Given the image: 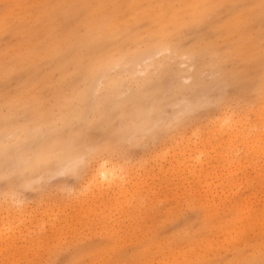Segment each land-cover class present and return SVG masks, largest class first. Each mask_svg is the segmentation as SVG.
I'll use <instances>...</instances> for the list:
<instances>
[{
    "label": "rangeland",
    "instance_id": "obj_1",
    "mask_svg": "<svg viewBox=\"0 0 264 264\" xmlns=\"http://www.w3.org/2000/svg\"><path fill=\"white\" fill-rule=\"evenodd\" d=\"M139 6L0 0V264H264V0Z\"/></svg>",
    "mask_w": 264,
    "mask_h": 264
},
{
    "label": "bare ground",
    "instance_id": "obj_2",
    "mask_svg": "<svg viewBox=\"0 0 264 264\" xmlns=\"http://www.w3.org/2000/svg\"><path fill=\"white\" fill-rule=\"evenodd\" d=\"M48 1V0H47ZM177 0H172V3L175 4ZM179 4L178 7H174L173 8V4L169 5V4H165L166 1L164 0H138L139 4H140V8H139V11H140V15L142 16H145L142 8L143 6L144 7H147V8H151V9H154L157 8V9H160L162 12L164 13H168V19L167 20H164V15L159 13L157 11V13H151L149 16H151L152 14H155V17L156 19L159 21L158 24H155L153 23V25L151 24L150 27L148 28V32L151 33V34H154V35H157L161 38H166V35L169 31V29L172 27V26H175L177 24H179L180 20L187 16L188 18H190L189 20L191 19H195V18H198L200 17L201 15H203L204 13H206L207 11H209L210 9L212 8H215L222 0H179ZM7 3V2H6ZM167 3V2H166ZM48 4V3H47ZM26 6V5H25ZM46 6V5H45ZM20 10V9H19ZM153 10V11H154ZM21 11V10H20ZM147 11V10H145ZM149 11V10H148ZM148 11L146 12L148 14ZM151 11V10H150ZM149 11V12H150ZM151 11V12H153ZM156 12V11H155ZM185 12H187L188 14L186 15ZM146 14V15H147ZM0 31H1V27H0ZM106 59L105 58H98L97 60H94L93 61V64L95 63V65L98 67V66H101L105 63ZM139 127H134L133 130L135 129L134 133L137 134L139 132ZM140 133V132H139ZM63 149L59 147V145H56L55 147H49L47 149H43L41 152H40V156L43 157V160L47 159L48 156L50 154H52L53 152H57V153H63ZM65 152V151H64ZM57 156V155H54V157ZM73 156V155H72ZM83 157V156H82ZM80 155L79 153H75L73 157L69 156L65 163L63 164L64 167L62 168H65L67 167L66 169H68L69 167L71 168V170L73 169L72 166L75 167L76 169V164L79 163L80 161ZM83 159V158H82ZM42 160V161H43ZM41 162V161H40ZM78 162V163H77ZM78 167V166H77ZM61 168V169H62ZM60 169V170H61ZM74 169V170H75ZM71 170L69 169V171L71 172ZM62 171H64L62 169ZM68 170L65 172L66 174L69 172ZM111 174V170L108 169L106 166L102 165L101 167L99 166V169L97 170L96 172V175L95 176H92V181L93 180H96L98 177L104 179V180H108L109 176ZM112 176V175H111ZM109 182V180H108ZM118 184V183H117ZM110 186V185H109ZM111 188V187H110ZM114 188V187H113ZM112 189V188H111ZM109 205V204H108ZM128 206V205H127ZM90 215V213H88ZM211 220V219H210ZM91 221V220H90ZM209 221V219H208ZM243 222V221H242ZM245 222V221H244ZM89 223V222H87ZM91 223V222H90ZM258 223V222H257ZM92 224V223H91ZM245 225V224H244ZM256 225V224H255ZM209 226V225H208ZM211 226V225H210ZM209 226V227H210ZM235 227V226H234ZM243 229V228H242ZM208 231V230H207ZM242 231V230H241ZM238 232V231H236ZM243 232V231H242ZM241 232V233H242ZM241 236V235H239ZM209 240V239H208ZM201 241V240H200ZM207 241V239L205 240ZM204 241V242H205ZM232 241V240H231ZM198 242V241H197ZM205 244V243H204ZM213 244V243H212ZM215 244V243H214ZM234 244V243H232ZM226 245V244H225ZM204 246V245H203ZM202 246V247H203ZM113 248V247H112ZM201 248V247H200ZM261 247L259 246L258 249H260ZM219 249V248H218ZM146 250V249H145ZM210 250V248H209ZM168 251V250H167ZM112 252V250H111ZM194 252H196L194 250ZM203 253V252H202ZM247 253V252H246ZM250 253V252H249ZM184 254V253H183ZM239 254V253H238ZM255 255H249V257H252L253 259L254 258H257L256 256V253H253ZM190 255V254H189ZM194 255V254H193ZM205 255V254H204ZM109 256V255H108ZM176 256V255H175ZM241 256V255H238V257ZM248 256V255H247ZM259 256V255H258ZM176 257H179V256H176ZM181 257V256H180ZM179 257V258H180ZM188 257V256H187ZM190 257V256H189ZM193 257V256H191ZM190 257V258H191ZM197 261L195 262V264H204V262H201L203 260H199L200 258L204 257L202 254L198 255L197 256ZM170 258V257H169ZM178 258V259H179ZM183 257H181L182 259ZM186 258V257H184ZM244 258V257H243ZM184 260V259H183ZM189 260V259H188ZM196 260V259H195ZM169 261V259H168ZM177 261V260H176ZM208 262V261H207ZM172 263V262H171ZM169 263V264H171ZM175 263V262H174ZM183 263V262H182ZM188 264V262H185ZM184 263V264H185ZM190 263V262H189ZM191 263H193V261H191ZM166 264V263H165ZM173 264V263H172ZM180 264V263H179Z\"/></svg>",
    "mask_w": 264,
    "mask_h": 264
}]
</instances>
